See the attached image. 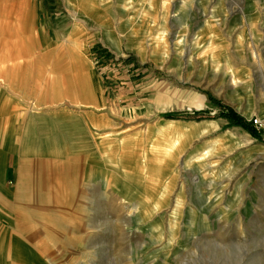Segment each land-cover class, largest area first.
<instances>
[{"label":"rangeland","instance_id":"obj_1","mask_svg":"<svg viewBox=\"0 0 264 264\" xmlns=\"http://www.w3.org/2000/svg\"><path fill=\"white\" fill-rule=\"evenodd\" d=\"M0 7V264H264V0Z\"/></svg>","mask_w":264,"mask_h":264},{"label":"crops","instance_id":"obj_2","mask_svg":"<svg viewBox=\"0 0 264 264\" xmlns=\"http://www.w3.org/2000/svg\"><path fill=\"white\" fill-rule=\"evenodd\" d=\"M155 26V22L152 24V28ZM163 31V30H162ZM171 121L172 124H185V129L179 135L177 140L181 138H186L188 141H193V152H203L204 149H208V153L205 155L208 157L206 159L210 160L215 156L218 157V153L215 155L214 151L216 150V143L218 140L223 139L228 140L229 142L240 140L243 142L248 141L246 134H240L239 132L234 131L230 128H223L225 120L221 117L216 118H201V119H188L182 120L177 118H164ZM178 126V125H177ZM238 133V134H237ZM177 140L175 142H177ZM174 142V143H175ZM227 142V141H226ZM168 143L167 139H164V144ZM212 145V146H211ZM204 153V152H203ZM204 156V154H197ZM196 156V155H195ZM205 159V157H203Z\"/></svg>","mask_w":264,"mask_h":264},{"label":"trees","instance_id":"obj_3","mask_svg":"<svg viewBox=\"0 0 264 264\" xmlns=\"http://www.w3.org/2000/svg\"><path fill=\"white\" fill-rule=\"evenodd\" d=\"M221 115L226 116L232 123L240 124L241 126L247 128L251 132H254L252 124L250 121L246 122L242 117H240L235 111L230 108L220 111Z\"/></svg>","mask_w":264,"mask_h":264},{"label":"bare ground","instance_id":"obj_4","mask_svg":"<svg viewBox=\"0 0 264 264\" xmlns=\"http://www.w3.org/2000/svg\"><path fill=\"white\" fill-rule=\"evenodd\" d=\"M3 6V5H2ZM1 9H3V7H0V10ZM1 18H3L4 19V15L2 14V12H1V14H0V21L1 20H3V19H1ZM18 31V30H17ZM13 43H17L18 45H22V42H23V37L20 35V34H18V33H16V36H14L13 37V40H11ZM8 42H10V40L8 41L7 40V43Z\"/></svg>","mask_w":264,"mask_h":264},{"label":"built area","instance_id":"obj_5","mask_svg":"<svg viewBox=\"0 0 264 264\" xmlns=\"http://www.w3.org/2000/svg\"><path fill=\"white\" fill-rule=\"evenodd\" d=\"M251 121H252V123H256V122H257L256 117H252V118H251Z\"/></svg>","mask_w":264,"mask_h":264}]
</instances>
